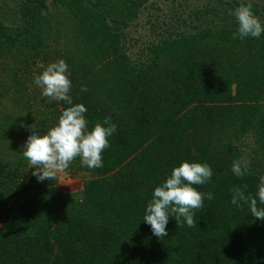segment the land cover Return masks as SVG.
<instances>
[{
  "label": "trees",
  "instance_id": "trees-1",
  "mask_svg": "<svg viewBox=\"0 0 264 264\" xmlns=\"http://www.w3.org/2000/svg\"><path fill=\"white\" fill-rule=\"evenodd\" d=\"M147 1L1 5L8 9L0 13V57L21 65L26 81L32 66L40 74L42 66L65 59L70 95L86 104L89 127L110 115L117 131L103 152V167L72 161L68 171L87 177L83 189L66 195L58 175L38 182L23 153L2 148L16 158L0 156V264H264V222L247 204H231L234 186L246 185L254 196L264 175V35L234 36L228 10L237 2L218 0L195 15L207 21L219 14L221 24L167 34L145 46L146 58L135 59L124 31ZM19 70L11 80L21 86L16 99L29 100ZM41 99L52 110L33 127L45 133L68 105ZM248 133L254 146L243 151L235 140ZM242 155L250 169L243 178L231 171ZM185 159L212 167L211 181L198 188L214 198L195 210L191 227L170 218L160 239L142 221L144 211L154 188Z\"/></svg>",
  "mask_w": 264,
  "mask_h": 264
},
{
  "label": "clouds",
  "instance_id": "clouds-1",
  "mask_svg": "<svg viewBox=\"0 0 264 264\" xmlns=\"http://www.w3.org/2000/svg\"><path fill=\"white\" fill-rule=\"evenodd\" d=\"M234 17L237 25L234 36L238 35L243 40L248 37L259 39L264 35V20L253 12L250 3L241 2L236 6ZM42 67V72L35 75L33 81L41 89V95L49 98V102L64 101L68 106L47 132L40 133L30 126L32 132L23 146V156L32 166V174L38 182L54 180L77 157L90 169L103 167V152L110 146L109 138L117 131V124L109 115L89 127L86 104L74 103L70 95L71 69L65 59ZM87 90L86 85H81V91ZM231 171L241 178L249 174L247 156L242 155L233 160ZM213 174L207 162L188 159L172 168L166 179L154 188L142 218L154 236L160 239L167 236V226L172 217L179 226L182 218L189 227L196 223L195 210L203 207L205 199L214 198V193L203 192L198 186L211 181ZM246 188L244 185L231 189V204L236 207H241V202L247 204L255 220L264 222V175L259 177L254 196L246 194Z\"/></svg>",
  "mask_w": 264,
  "mask_h": 264
},
{
  "label": "rangeland",
  "instance_id": "rangeland-1",
  "mask_svg": "<svg viewBox=\"0 0 264 264\" xmlns=\"http://www.w3.org/2000/svg\"><path fill=\"white\" fill-rule=\"evenodd\" d=\"M4 1L8 0H0V13L5 15L8 8L2 9L1 5ZM228 1L237 2L234 4L235 7L241 2L250 3L259 9V12L255 14L264 20V0ZM217 4L218 0H148L139 16L125 28L124 37L127 41L129 54L135 59L146 58L148 55H145V46L152 42H159L167 34L175 36L179 31L192 32L196 30L194 28L196 25L204 28L221 24L222 19L219 14H209L207 21L203 20L200 14L199 16L195 15L196 10H202L207 5ZM235 7L229 8L228 12L234 14ZM10 17H5V21L7 22ZM11 58L0 57V133L5 135L0 147V156L4 155L8 160H13L16 157L10 156L2 148L5 146L8 150L12 149L17 154H22L25 141L32 132L30 126L33 127L40 117L46 115L48 110H52V107L46 108L42 104L41 89L31 81L33 76L38 75L34 67L36 65L32 66L34 69L26 81L24 68L21 67L19 70L18 67L21 65H15ZM17 70H19L18 75H23L25 78L23 80L29 86L27 91L29 100L16 99L20 96L17 92L20 93L21 86L12 84L11 80L14 78L13 73ZM35 91H39V93L36 95ZM35 95L36 97H34ZM235 143L243 151L250 150L254 146V135L248 133L235 140ZM86 177L87 175L80 170L68 171L66 169L58 173L61 191L65 195L79 192L83 189Z\"/></svg>",
  "mask_w": 264,
  "mask_h": 264
}]
</instances>
